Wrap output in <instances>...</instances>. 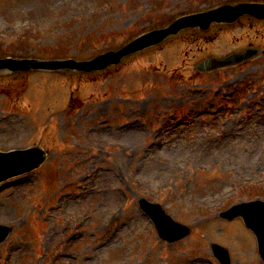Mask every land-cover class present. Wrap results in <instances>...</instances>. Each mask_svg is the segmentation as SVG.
Here are the masks:
<instances>
[{"label":"rangeland","instance_id":"374dc122","mask_svg":"<svg viewBox=\"0 0 264 264\" xmlns=\"http://www.w3.org/2000/svg\"><path fill=\"white\" fill-rule=\"evenodd\" d=\"M242 1L264 2L0 0V57L86 59L177 15ZM244 17L215 29L211 40L167 39L123 71L0 73V150L37 143L48 150L33 181L0 184V224L11 227L0 242V264H219L211 242L227 248L231 264H264L238 220L217 218L233 203L264 200V99H253L246 84L264 71V24ZM245 47L263 52L221 76L189 78L199 59ZM232 76L242 86L230 99L239 95L235 107L242 108L233 116L243 130L229 132L228 141L205 115L166 135L152 128L165 114L161 99L220 102L211 97ZM149 99L158 100L155 107ZM138 196L159 203L191 233L161 241Z\"/></svg>","mask_w":264,"mask_h":264},{"label":"water","instance_id":"95a60500","mask_svg":"<svg viewBox=\"0 0 264 264\" xmlns=\"http://www.w3.org/2000/svg\"><path fill=\"white\" fill-rule=\"evenodd\" d=\"M247 14L255 18H264V3L223 4L204 12L180 16L161 28H154L127 42L116 50H107L95 55L89 60L54 59L36 60L31 58H0V72L13 73L31 69L40 70H74L91 72L102 70L109 65L118 63L124 56L156 45L166 37L183 29L195 27L206 30L211 23H229L240 15ZM254 54V50L246 49L229 54L222 58H208L199 64L198 68L210 69L223 64L237 63ZM44 158V153L38 149L16 150L8 153L0 152V180L22 173L37 166ZM140 207L152 216L159 235L169 241L185 236L188 228L173 222L162 214L159 206L140 200ZM237 215L243 217L245 224L255 233L261 258L264 260V202L254 201L235 205L220 213L223 218L231 219ZM7 233V228L0 226V240ZM213 252L221 264H229L224 249L213 244Z\"/></svg>","mask_w":264,"mask_h":264},{"label":"flooded vegetation","instance_id":"af4514ba","mask_svg":"<svg viewBox=\"0 0 264 264\" xmlns=\"http://www.w3.org/2000/svg\"><path fill=\"white\" fill-rule=\"evenodd\" d=\"M190 40V39H189ZM188 41V40H187ZM192 42V41H190ZM241 66V65H239ZM247 66V65H246ZM231 67H236V66H230V67H224L225 70ZM264 72V71H263ZM261 72V86L259 87L258 91L259 93H261V96L259 97V99H264V73ZM263 73V74H262ZM225 74V72H221V73H213L214 76H221ZM229 82V85H225L222 84L219 86V88H217L215 90V94H219V95H214L211 98H217L220 97L223 101L217 102L214 101L213 99H211L210 101L208 100H193V99H186V101H182L179 103V101H166V103H164V105L167 107V109H171L173 110V115L179 117V118H183L184 115H189V118H187V120L185 121H181L184 122L186 124H182V126H186V127H190L191 125H197L200 123V121L204 120L203 116H200V118H195L192 114H195L193 112H195V110L199 109H205V112L200 111L199 114L205 115L206 117H210V120L212 123L215 122L220 124L221 129L222 130H233L235 128H241L242 122L241 121H233V109H240L242 107H235V105L237 104V99L239 98V95H237L235 97V99H230L237 91V89L241 90L242 86H238L239 83V79L232 77H228L226 80L223 79L220 82L224 83V82ZM257 81V79L255 80ZM217 83V82H216ZM215 83V84H216ZM197 84H201V83H197ZM249 86H251L253 84V82H249L246 83ZM247 85V86H248ZM231 86V87H230ZM229 87V88H228ZM237 88V89H236ZM208 91V90H206ZM253 91V90H251ZM196 92H198V90L196 89ZM171 99H179V98H174L172 97ZM244 99V98H242ZM207 102V104H205V102ZM201 104V105H200ZM220 107L222 109L221 112H214L213 110ZM226 133H229V131H227ZM225 133V135H227Z\"/></svg>","mask_w":264,"mask_h":264}]
</instances>
